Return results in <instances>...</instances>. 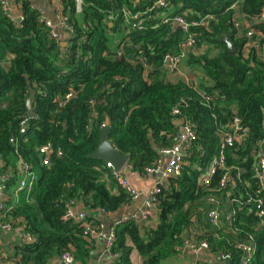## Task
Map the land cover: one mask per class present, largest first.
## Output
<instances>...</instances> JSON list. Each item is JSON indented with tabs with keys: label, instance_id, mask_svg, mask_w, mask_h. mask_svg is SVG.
I'll list each match as a JSON object with an SVG mask.
<instances>
[{
	"label": "trees",
	"instance_id": "trees-1",
	"mask_svg": "<svg viewBox=\"0 0 264 264\" xmlns=\"http://www.w3.org/2000/svg\"><path fill=\"white\" fill-rule=\"evenodd\" d=\"M157 1L82 0L77 13L75 0H59L74 32L65 47L50 37L40 11L28 1H18V21L0 7V171L7 170L8 157L14 155L37 175L29 202L11 213L22 217L26 230L35 236L32 244L13 246L17 264H57L64 251H71L78 264H89L93 240L84 238L78 224L62 219L64 203L75 198L84 208L105 213L118 212L131 203L105 162L90 157L105 121L107 139L128 156L127 165L142 177L160 158L159 151L173 144L179 131L173 123L175 108L180 111L178 117L190 123L197 140L184 157L181 174L169 178L157 195L155 226L142 229L132 221L115 225L110 252L117 253L118 259L110 264H133V251L141 264H171L183 239L198 230L204 235L195 237L206 239L211 254L230 255L223 264H242L244 256L233 244L252 234L256 250L248 264H264V227L258 226L254 205H246L255 188V149L264 139V22L256 25L263 51L253 50L248 57L242 54L245 32L233 27L238 15L259 14L264 0H240L238 8H232L238 0H165L164 7L150 10ZM123 10L131 14L149 10L141 17L142 28H132ZM178 16L188 23L187 32L174 25ZM188 34L194 35L198 46H207L199 56L189 55L185 65L202 69L199 87L217 94L210 106L182 78L167 81L171 77L162 66L164 55L177 53ZM225 35L236 48L233 56L220 40ZM119 46L120 58L116 56ZM137 48L152 67L148 81L136 59ZM30 89L34 90L33 117L28 118ZM69 93L73 97L60 106ZM234 114L248 135L241 145L225 149V164L231 168L228 175L235 188L228 186L224 199L233 202L235 214L223 232L206 220L204 198L218 193L212 190L224 170L211 178V187L203 188L199 179L218 155L221 125ZM25 118L28 125L21 133ZM47 143L52 152L44 165L46 156L39 149Z\"/></svg>",
	"mask_w": 264,
	"mask_h": 264
},
{
	"label": "built area",
	"instance_id": "built-area-1",
	"mask_svg": "<svg viewBox=\"0 0 264 264\" xmlns=\"http://www.w3.org/2000/svg\"><path fill=\"white\" fill-rule=\"evenodd\" d=\"M240 0H238L232 8H238ZM166 5L165 0H158L150 10L156 7H164ZM0 7L2 11L11 19L15 20L20 16H15L16 7L11 4L8 0H0ZM82 7V0H75V11L80 13ZM38 9L37 7H33ZM39 10V9H38ZM40 11V10H39ZM149 10L143 14L148 13ZM123 15L126 20H131L132 28L137 30L142 28V15L140 13L131 14L126 10H123ZM41 13V11H40ZM40 21L49 30L50 37L56 42L65 43L67 45L68 39L73 37V27L69 22V18L64 16L62 13L57 17L55 22L46 19L42 13ZM165 19L164 22H167ZM174 25L179 27L182 32H187L189 25L180 16L174 18ZM264 22V7L261 9L259 14L253 17H248L245 14H240L237 19L233 20L234 29L240 33L245 32L243 35L246 38L245 46L242 49L244 57H248L249 54L255 50L256 53L263 51L260 47L261 33L256 28L257 24ZM197 25V23H192ZM65 45V46H66ZM62 46V47H65ZM207 49V46L197 45V40L192 34H188L186 38L179 44V51L175 54L166 53L162 60V66L167 73L168 77L182 78L183 81L191 88H193L201 98L204 105L210 106L214 104L217 94L216 92L210 93L199 87L200 74L197 72V68H188L185 62L189 55L199 56ZM138 53L136 59L142 65V74L145 81H148V74L152 71V67L143 60L141 51L137 48ZM123 55L122 46L116 49V56L120 58ZM132 63L134 61H131ZM186 68V71H185ZM73 94L69 93L66 95V100L61 103L60 106L64 105ZM172 115L175 120H181L178 133L173 137V144L169 148H164L159 151L160 158L156 161L153 168L146 170V173L142 177H149L161 173L159 180L155 182L146 193H142L135 189L133 184L124 176L125 172H129L130 175L138 176L134 171L131 170L127 163L119 171H114L111 163L106 162V168L111 171V174L119 178L125 191L130 196V202H135L142 198L144 209L137 211L134 214L123 218L119 223L132 221L136 224L147 221L151 217V209L156 208L157 195L160 194L161 187L165 186L168 179L171 177H178L181 174V170L185 163L184 157L187 151L192 148V145L197 140V135L193 130L192 126L187 120L179 118L180 111L178 108L173 109ZM29 118V117H28ZM28 118L21 121L20 132L24 133L27 125ZM174 120V121H175ZM261 126L264 130V114L261 118ZM247 127L243 124L241 118L234 114L228 121L221 125L218 136H219V151L218 155L213 158L205 172L200 176L199 183L203 188L211 187V178L219 170H224V174L220 178L215 189L218 193L209 194L204 198L205 203L208 206L206 210V220L210 226L223 229L226 231V223L231 222L234 219L235 211L232 208V201L224 199V193L226 188L229 186L231 189L235 188V182L231 180L228 173L231 168H227L225 164V149L226 147H235L241 145L247 138ZM39 152L41 155H45L42 163H47V155L52 152L51 145L49 143L44 144L40 147ZM58 156H61V151L57 152ZM167 158L164 166H162V158ZM254 162L252 165V176L255 179V188L253 193L249 195L246 205L252 203L254 205V215L259 218V227H264V139L258 142L257 148L255 149ZM21 169L24 174V178L18 180L13 186H10V181L13 180L11 173L8 170L0 171V216L7 211V202L9 200L10 189L13 188L15 192H27L30 193L37 182V175L33 170L32 166L21 160ZM213 189V188H212ZM94 210H88L84 208L81 201L73 198L66 201L63 205V220H70L78 224L82 229V233L85 239L88 240H102L105 243L107 250L108 261L105 263L96 262V264H110L118 259L117 253L110 252L112 244L115 240V224L113 227L106 228L101 222L89 219V213ZM102 211V210H101ZM104 212V211H102ZM0 231L4 234L12 233L19 241L20 244H32L35 242V236L32 235L26 226L23 224H14L10 222L0 221ZM231 231H236L232 229ZM193 235L185 237L179 247L176 248L178 257L185 255H191V264H204L202 256L211 257L217 264H223L229 258V254H211L210 248L206 239H198L195 237L203 236L204 231H194ZM233 249L240 251L244 256L242 264H248L252 255L256 250L255 238L252 234L248 235L245 239H239L233 244ZM13 246L7 244L6 246L0 245V264H17V260L12 258ZM58 264H75L74 256L71 251H64L57 259Z\"/></svg>",
	"mask_w": 264,
	"mask_h": 264
},
{
	"label": "crops",
	"instance_id": "crops-1",
	"mask_svg": "<svg viewBox=\"0 0 264 264\" xmlns=\"http://www.w3.org/2000/svg\"><path fill=\"white\" fill-rule=\"evenodd\" d=\"M11 4H13L16 7L15 10V16H20V10L18 7V1L19 0H8ZM30 3L32 7H37L42 15L52 21L55 22L57 20V17L61 15L62 13V7L59 2V0H25ZM8 160L10 163L7 166V170L11 173L14 182L17 183L18 180H21L24 178L23 171L21 169V159L18 156H9ZM167 161V158L163 157L162 158V166L165 165ZM1 169V168H0ZM124 176L129 179V181L133 184L134 188L139 190L142 193H146L150 187L159 180V177L157 176H149V177H141V176H135V175H130L129 172H125ZM10 202L7 205V211L0 216V219L2 221H11V222H16L19 224L25 225V221L22 217H13L11 215L12 211H14L21 203L23 202H29V194L27 192H15V190L12 191V195H10ZM143 201L142 198L135 201L131 202L129 205L124 206L121 208L118 212L115 213H105L100 210H95L91 211L89 213L91 219L94 221L101 222L105 225L106 228L113 227L115 224L120 222L123 218L128 217L132 214H134L137 211H141L144 209L143 207ZM156 224V208L151 209V217L145 221L141 222L139 226L142 229L145 228H153ZM7 244L9 245H17L20 244L18 239L12 234H4L0 231V245L6 246ZM91 255L93 256L92 260H96V262H101L105 263L108 261L107 257V250L105 247V243L102 240H93L92 241V246H91ZM133 264H141V259L134 253V251L131 254ZM192 256L191 255H185L182 257H175L174 259L171 260V264H191L192 262ZM204 261V264H217L213 260L211 261V257L207 256L205 258H202ZM91 260V261H92ZM58 264V263H57ZM76 264V262H75ZM91 264V262L89 263Z\"/></svg>",
	"mask_w": 264,
	"mask_h": 264
},
{
	"label": "water",
	"instance_id": "water-1",
	"mask_svg": "<svg viewBox=\"0 0 264 264\" xmlns=\"http://www.w3.org/2000/svg\"><path fill=\"white\" fill-rule=\"evenodd\" d=\"M19 18L16 19L18 21ZM222 42L225 43L228 50V55L233 56L235 54L236 48L231 44L229 35H225L220 39ZM65 43H61V46H65ZM186 71V68H185ZM34 98V90H29V96L26 99V108H27V116L33 117V109H32V100ZM174 125L179 127L181 125V120H175ZM107 124L108 120L105 121V125L101 130L99 136V142L97 148L93 153L90 154V157L93 159H99L103 162L111 163L114 171H119L123 168V166L128 162V156L121 154L117 149L114 148L112 143L107 139L106 131H107ZM2 167V162L0 161V168ZM154 176L161 177V173L155 174ZM193 220V219H192ZM205 258V256H202ZM76 264H78L76 262ZM91 264H96V260H92Z\"/></svg>",
	"mask_w": 264,
	"mask_h": 264
},
{
	"label": "rangeland",
	"instance_id": "rangeland-1",
	"mask_svg": "<svg viewBox=\"0 0 264 264\" xmlns=\"http://www.w3.org/2000/svg\"><path fill=\"white\" fill-rule=\"evenodd\" d=\"M30 1H34V0H30ZM202 69H200V68H197V72L200 74V79L202 78V71H201ZM176 80V78L175 77H171V78H169L167 81H170V82H174ZM204 81L205 82H208L206 79H205V77H204ZM12 191H13V188H11L10 189V192H9V194L10 195H12ZM134 253L136 254V255H138L135 251H134ZM139 257V256H138ZM133 258V257H132ZM140 258V257H139Z\"/></svg>",
	"mask_w": 264,
	"mask_h": 264
}]
</instances>
